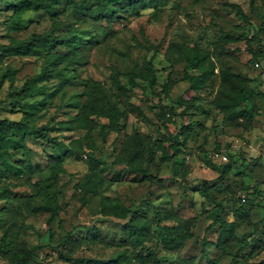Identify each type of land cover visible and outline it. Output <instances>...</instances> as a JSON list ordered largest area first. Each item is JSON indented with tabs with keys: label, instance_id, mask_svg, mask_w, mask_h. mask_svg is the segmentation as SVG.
<instances>
[{
	"label": "rangeland",
	"instance_id": "rangeland-1",
	"mask_svg": "<svg viewBox=\"0 0 264 264\" xmlns=\"http://www.w3.org/2000/svg\"><path fill=\"white\" fill-rule=\"evenodd\" d=\"M231 3L241 6L250 24L231 10ZM96 11L97 7L93 6L91 13ZM137 11L118 9L110 21L107 18L95 20L92 16L76 21L71 4L66 0H50L38 10H25L19 20L20 28L9 30L12 11L0 0V43H8L10 37L25 39L46 32L68 33L70 27L76 26L78 29L69 35L87 44L81 60L72 58L65 46L55 48L65 54L58 67L69 82L45 98V102L42 100L39 106L28 110L31 122L69 143L73 151L64 153V148L53 146L45 139L27 137L29 148L19 149L15 155L22 160L23 170L22 175L12 178L14 184L10 189L14 197L10 202L0 199V237L5 228L14 245L23 244L28 248L36 245L29 264H79L58 255L57 251L63 246L72 257H109L124 247L120 225L100 215V198L109 195L119 197L127 207L149 218L152 237L147 244L157 250L161 264H171L173 259L182 256H193L202 264H264V99L255 100L259 113L248 130L223 121L222 114L209 103L219 88V70L223 67L244 76L253 91H264V55L257 54L253 59L247 42L250 39L251 48L264 50V0H166L164 3L158 0L156 5L139 7ZM253 29L258 30L256 37H253ZM224 36L234 37V40L226 42L221 49L218 39ZM194 44L210 50L215 66L206 86L197 94L188 91V82L182 78L183 50ZM43 54L42 49L27 54L0 53V102L5 104L0 109L2 116H23L21 111H13L15 106L9 103L11 100L5 93L11 84L21 86L41 70ZM148 59L156 69V84L151 89L138 77V85L133 87L128 100L121 97V104L129 113L120 132L110 131L104 137L105 130H101L100 124L106 119L99 118V125L81 142L80 148V143L74 139L83 137L85 130H58L59 123L76 112L73 103L79 105L84 99L80 94L84 90L82 79L91 77L109 86L111 65H117L122 73L132 69L140 71ZM121 80L127 84L126 76ZM166 80L171 85L163 102L175 110V124H169L168 129L155 115L159 104L155 91ZM58 85L57 77L40 81L34 85L39 92L25 100L43 99L44 94L54 91ZM189 98H192L190 105ZM192 121L193 131L178 155L187 164L185 177L175 174L180 162L172 165L170 160L162 161L159 157L156 163L163 179L160 183L137 180V175L114 165V156L124 135L139 130L152 138H162L168 131L175 132L181 124ZM217 151L225 155L226 160L212 158ZM50 155L62 159L63 170L57 172L56 179L51 176ZM90 155L102 159L106 179L98 192L89 194L84 203L78 182L88 171ZM213 164L229 165L227 176L219 178L220 168H212ZM150 170L155 172L154 167ZM204 180L212 185L210 193L222 205V215L237 224L228 253L221 252L210 242L205 245L206 255L201 253V238L205 235L208 241L215 239V232L204 233L215 212L213 203L199 194ZM29 198L32 206L59 207L50 224L47 223L50 211L43 208L31 211L25 202ZM235 205L244 209V216L232 214ZM169 213L183 218L198 216L195 239H187L175 251L164 249L161 242L168 236L167 225L175 223L167 217ZM91 225L98 228L100 238L88 236L86 227ZM69 231H72L74 246L61 244ZM242 236L246 243L235 256ZM257 244L261 247L249 253ZM0 264H7V259L0 256Z\"/></svg>",
	"mask_w": 264,
	"mask_h": 264
},
{
	"label": "trees",
	"instance_id": "trees-1",
	"mask_svg": "<svg viewBox=\"0 0 264 264\" xmlns=\"http://www.w3.org/2000/svg\"><path fill=\"white\" fill-rule=\"evenodd\" d=\"M50 0H4L8 9L12 11L8 20L9 30H18L21 14L25 10H38L49 3ZM66 0L73 6V13L76 21H81L85 17L92 16L95 20L107 18L109 21L115 17L118 9H129L137 13L138 8L154 6L158 0ZM164 3L166 0H159ZM252 1V0H250ZM93 6L97 7L95 14H92ZM231 10L247 24H250L246 14L241 6L237 3H231ZM78 28L72 26L68 29L70 33H74ZM254 30V29H253ZM261 30V29H260ZM68 33H41L37 36L30 35L25 39H15L10 37L8 43H0V53L4 55L27 54L34 53L40 49L44 51L41 70L27 78L23 85H10L5 93L15 109L13 111L23 113L20 118H10L0 114V199L10 202L14 197L10 186L14 184L12 178L22 175L23 166L20 159L15 158L19 149L27 150L29 147L26 143L28 136H34L45 139L53 146L64 148V153H70L73 149L63 140L50 135L43 127L36 126L31 122V113L29 108L39 106L45 98L54 95L55 92L62 89L69 81L64 77L59 65L62 64L65 54L59 53L55 48L59 45L65 46L67 52L71 53L72 58L81 60L84 56L87 44L72 38V34ZM258 30L253 31V37H256ZM234 37H219L218 42L221 49H224L225 43L233 41ZM249 48L252 52L253 59L256 55L263 56L264 50L260 48L254 49L250 46V39H247ZM185 56V66L182 78L188 82V91L198 93L209 81L211 74L214 72V63L210 58V50L200 47L197 44L183 50ZM251 57V58H252ZM205 62L207 67H205ZM195 70L193 73L188 70ZM126 76L127 84L121 80L122 76ZM49 77L59 78V85L54 91L43 95V99L25 100L26 97L35 95L39 92L34 87L40 81ZM138 77L145 80L149 88L153 89L156 84V69L151 59L144 61L142 70L132 69L131 71L122 73L117 65L110 67L109 86H105L101 81L91 77L82 79L81 84L84 90L80 93L84 99L81 104L73 103L76 112L70 115L65 121H61L58 130H85L83 137L74 139L80 143L86 139L95 128L99 125L98 119L105 118L106 122L100 124L101 130L104 131V137L110 131L120 132L128 118L129 109L121 104V97L128 100V95L133 87L138 85ZM219 88L217 89L212 100L209 102L212 107L217 109L221 114L223 121H228L240 125L243 129L251 128L255 116L259 113V107L255 103L257 98L264 99V91H253L247 84V79L237 73L232 72L228 68L219 70ZM1 85V84H0ZM171 83L166 80L162 83L160 89L156 92L159 100L157 105L156 118L165 129L169 124H175V110L172 105L163 102V99L169 95ZM43 100V101H42ZM192 98H189V105ZM131 107L137 108L133 103H128ZM5 104L0 102V109ZM193 121L181 124L175 132L168 131V135L162 138H152L151 135L144 131L135 130L124 135L120 142V147L114 156V165L121 166L126 173H133L138 176L137 180L147 181L149 184L158 182L163 179L159 175V165L156 163L157 157L160 160H170L172 165L180 162V166L175 171L185 177L188 174L187 164L184 158L178 155L183 150L190 134L193 131ZM50 166L52 169V177L56 179L58 171H62V159L59 156L50 155ZM102 159L90 155L87 159L88 171L84 175V179L78 182L79 188L82 190L83 202L87 200L89 194L97 193L100 186L103 185L106 175L101 167ZM155 168V172L150 170ZM212 168L219 169V178L227 176L229 165L224 164L222 167L212 165ZM210 184L207 180L203 181L199 188V194L206 200L213 203L215 212L212 213L211 221L206 225L204 233L215 232V239L208 241L205 235L201 238V253L206 255L205 245L212 243L214 247L223 253H228L230 242L235 238V230L237 224L234 219H227L222 215V205L216 201L211 195ZM152 193V191L150 192ZM27 207L31 211H37L40 208L47 209L50 214L47 223L53 220L59 210V207L49 208L46 206H32L31 198L25 200ZM236 206V205H235ZM232 207V214L244 216V209L241 206ZM100 215L116 221L123 230L122 245L115 254L102 257H72L69 252L61 247L57 253L64 259L78 261L79 264H130V260L137 264H161L157 250L147 243L151 240L152 233L150 231L151 221L135 209L127 207L119 197L102 195L100 198ZM175 223L167 225L168 236L162 238V247L166 250H178L187 239H195V225L197 215L190 217H178L175 213H169ZM86 233L93 239L100 238L99 230L95 225L86 227ZM72 231L67 232L63 236L61 244H69L74 246ZM65 240V241H64ZM246 243L244 236L241 237V246L234 253L238 256L241 248ZM264 244V242H263ZM261 245H253L249 253H253ZM37 246L26 247L23 244L14 245L8 237V231L2 228L0 237V256L7 259V264H29L35 255ZM212 263L215 261L209 259ZM264 262V261H263ZM171 264H202L197 262L193 256H182L173 259Z\"/></svg>",
	"mask_w": 264,
	"mask_h": 264
},
{
	"label": "built area",
	"instance_id": "built-area-1",
	"mask_svg": "<svg viewBox=\"0 0 264 264\" xmlns=\"http://www.w3.org/2000/svg\"><path fill=\"white\" fill-rule=\"evenodd\" d=\"M212 158H216V159H219V160H226V156L225 155H222L220 152H214L213 154H212Z\"/></svg>",
	"mask_w": 264,
	"mask_h": 264
}]
</instances>
